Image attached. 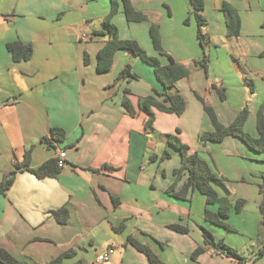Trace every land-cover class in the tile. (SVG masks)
<instances>
[{"label":"crops","instance_id":"crops-1","mask_svg":"<svg viewBox=\"0 0 264 264\" xmlns=\"http://www.w3.org/2000/svg\"><path fill=\"white\" fill-rule=\"evenodd\" d=\"M131 1L150 21L130 23L120 7L113 18L120 39L136 41L165 65L167 59L155 51L150 37L151 24L157 23L164 51L191 71L169 90L185 98V113L155 111L154 127L147 131V115L139 111V99L154 90L165 91L153 67L131 51L119 50L109 72L97 71L98 53L109 39L97 33L110 11V0H0V182L30 149L32 169L56 158L59 151L67 154L57 178L38 179L28 171L18 172L11 189L0 196V247L29 264H49L68 251L75 255L63 264H98L97 256L109 247H115L116 253L105 264H149L128 243L133 237L166 264H250L251 257L240 262L213 249L196 262L191 259L194 250L203 246L202 228L233 248L234 240H227L225 233L242 231L255 241L264 175L263 167L247 164L253 157L264 164V153L253 152L241 140H200L214 128L198 96L225 126L247 106L245 131L258 137L257 112L264 105V0H205L207 71L196 65L203 53L189 0ZM224 3L241 17L237 39L227 34ZM15 42L32 45L29 61L14 62L7 46ZM127 66L138 79L119 78ZM246 79L253 80V93ZM212 84L225 87L226 100ZM125 96L137 111L135 117L123 105ZM53 128L64 130L66 140L49 148L42 139L49 138ZM177 130L190 153H198L226 180L229 194L220 187L218 193L233 203L245 201L242 212L233 211L228 220L234 231L205 220L206 199L200 193L192 192L189 200L167 194L175 184L181 155L168 145L166 136ZM165 151L171 158L160 162ZM185 180L186 176L177 187ZM63 207L69 210L66 224L53 215ZM122 223L125 228L116 232L114 228ZM176 224L188 227L191 234L169 228ZM257 248L246 243L236 249L252 256ZM261 263L264 257L256 264Z\"/></svg>","mask_w":264,"mask_h":264},{"label":"trees","instance_id":"trees-1","mask_svg":"<svg viewBox=\"0 0 264 264\" xmlns=\"http://www.w3.org/2000/svg\"><path fill=\"white\" fill-rule=\"evenodd\" d=\"M193 17L197 23V36L200 41L203 56L196 60V65L207 71L209 63V35L207 33L208 20L204 14L205 12V0H189ZM111 7L108 15L103 19L102 30L98 31V35L107 36V40L104 47L98 53L97 71L99 73L109 72L113 66L115 56L119 50H129L135 56L141 58L144 62L148 63L154 68L155 74L159 82L164 86V93H160L154 90L152 95L142 97L139 99V111L144 112L147 115V121L145 123V129L152 130L156 118L155 111H160L169 114H175L181 116L185 113L187 108V102L185 98L179 93H171L170 89L176 87L177 83L188 78L191 75V71L182 64L176 62L169 54H167L161 41L160 26L157 23H152L150 27V37L152 40L155 51L162 57H165L168 61L163 65L159 58L150 57L143 48L132 40H122L119 37L118 29L113 24V18L119 12L120 7L123 9V13L126 20L130 23H142L150 21V18L139 11H137L131 0H110ZM222 10L225 14L228 36L231 38H239L241 35L242 21L237 9L231 4L224 3ZM171 13L169 12V15ZM188 24V21H186ZM9 52L12 55L14 62L19 63L23 61H29L33 57L32 45H24L20 42L11 43L7 46ZM263 56V55H262ZM87 63V61L85 60ZM119 78L136 80L137 74L133 73L132 68L127 66L121 73ZM251 93L255 91V85L253 80L246 79ZM214 88L222 101L226 100V89L222 85L211 86ZM128 94V91H126ZM198 99L204 105V109L211 119L213 125V131L205 132L201 135L200 140L203 143L217 142L221 143L228 137H235L241 140L250 150L253 152L263 154L264 153V105L260 106L257 112L256 129L258 137H254L245 131V124L249 117V108L246 106L239 112L234 122L225 126L220 121L215 110L207 103L204 98L198 96ZM123 105L131 117L137 115V111L131 105V102L127 96L123 100ZM180 130H177L176 134H168L166 136L169 146L175 148L181 155V165L178 169H175L174 175L176 176L175 184L168 190L167 194L178 200H189L191 193L198 192L206 199L205 220L211 224L219 227L226 228L227 230L234 231L229 225L228 220L234 211L236 214L242 212L245 205V201L237 200L234 203L229 196H221L217 187L225 188V179L215 174L209 164L203 160L198 153H190V147L183 144L179 138ZM49 148L53 147L54 142H64L66 140V133L62 129L53 128L49 138L42 139ZM32 149L26 151L24 155V161L18 163L15 169L6 174L3 180L0 182V196L5 195L7 191L13 186L16 175L18 172H30L34 174L38 179L45 178H57L61 173L62 168L58 166V159L52 158L43 163L37 169H32L31 165ZM171 158V153L165 151L160 157V162ZM152 160H158V157H154ZM95 172L99 170H94ZM186 176V180L183 182L180 188L177 185ZM262 182L259 185V191L262 196V201L259 207L261 214V221L259 223V244L261 247L256 251L249 262L255 264L257 261L264 257V175L261 176ZM116 204V199H113ZM216 206L217 210L213 211L210 207ZM54 217L60 224H66L69 219V210L63 207L53 212ZM125 228V224L122 223L119 227L114 228L116 232ZM171 230L180 234H191V230L188 227L180 224L171 225ZM203 230V246L200 245L194 250L191 255L192 261L196 262L198 258L207 251V249H213L220 254H223L229 258L236 259L240 262H246L247 259L239 254V252L230 246H228L223 240H217L215 236L206 228ZM128 243L131 244L137 251L144 254L149 264H166L159 256L148 246L140 243L133 237L128 238ZM75 255L74 251H68L61 254L59 257L51 261L49 264H63L66 258ZM0 264H29L27 261L18 260L11 255L7 250L0 247ZM77 264H85L84 262H78Z\"/></svg>","mask_w":264,"mask_h":264},{"label":"rangeland","instance_id":"rangeland-1","mask_svg":"<svg viewBox=\"0 0 264 264\" xmlns=\"http://www.w3.org/2000/svg\"><path fill=\"white\" fill-rule=\"evenodd\" d=\"M109 2V1H108ZM202 51V53H203V50H201ZM148 56H150V57H152V55H148ZM202 56H203V54H202ZM157 58V57H156ZM201 58V57H200ZM152 67V66H151ZM154 69V68H153ZM153 72V71H152ZM155 72V71H154ZM153 72V73H154ZM156 75V74H155ZM246 85L248 86V83L246 82ZM246 132H248L247 130H246ZM200 156V155H199ZM263 156V155H262ZM259 157H261V156H259ZM203 160H205V159H203ZM252 160V161H251ZM251 160H249L248 162H247V164H249V167H250V165H253V167L254 168H256V167H259V166H261V167H263V169H264V164H257L256 162L257 161H260L259 159H256L255 157H253V158H251ZM164 161H166V160H164ZM163 161V162H164ZM206 161V160H205ZM207 162V161H206ZM208 163V162H207ZM255 179V178H254ZM261 182H262V179H261ZM212 209H215L214 207L213 208H211V210ZM217 231H220V232H222V230L221 229H219V230H217ZM223 233V232H222ZM221 233V234H222ZM213 235H214V233H213ZM215 236V238L217 239V240H221L220 239V237H219V235H214ZM224 237H226L227 238V240H229L230 241V239H233L234 241H232L231 242V244H233L234 246H235V248H233V247H231V248H233V249H235V250H237V249H239V248H241V246H243L244 244H252V245H254V246H256L257 245V251H258V249L261 247V245L259 244L260 242H259V225H258V233H257V235L255 236V241L254 242H252V241H250L249 240V237H247V235H245V233H243L242 231L241 232H239L238 234H226L225 233V235H224ZM229 246V245H228ZM237 248V249H236ZM251 247H249V252L251 251ZM238 251V250H237ZM239 252V254L241 255V256H243V257H245V258H249V257H253V255H254V253L256 252H254L253 254H252V256H249L250 255V253L248 254H246V255H244L240 250L238 251ZM258 262V261H257ZM256 262V263H257ZM255 263V264H256ZM251 264H252V261H251ZM261 264H264V263H261Z\"/></svg>","mask_w":264,"mask_h":264},{"label":"built area","instance_id":"built-area-1","mask_svg":"<svg viewBox=\"0 0 264 264\" xmlns=\"http://www.w3.org/2000/svg\"><path fill=\"white\" fill-rule=\"evenodd\" d=\"M87 38H88L87 36H84V39H87ZM66 157H67V154L65 151H59L58 156H57L59 168L65 167ZM115 253H116L115 247H109L97 256L96 261L98 264L109 263L111 259L113 258V256L115 255Z\"/></svg>","mask_w":264,"mask_h":264}]
</instances>
